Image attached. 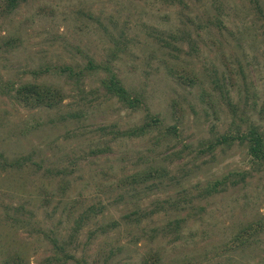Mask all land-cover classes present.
<instances>
[{"label":"rangeland","instance_id":"1","mask_svg":"<svg viewBox=\"0 0 264 264\" xmlns=\"http://www.w3.org/2000/svg\"><path fill=\"white\" fill-rule=\"evenodd\" d=\"M168 1L0 0V264H264V168L218 144L264 136V0ZM27 83L65 100L28 105ZM148 114L161 129L111 134Z\"/></svg>","mask_w":264,"mask_h":264},{"label":"trees","instance_id":"2","mask_svg":"<svg viewBox=\"0 0 264 264\" xmlns=\"http://www.w3.org/2000/svg\"><path fill=\"white\" fill-rule=\"evenodd\" d=\"M28 0H5L4 7L7 12H12L16 10L22 3L27 2ZM173 0H169V3H172ZM179 2H183L182 0H179ZM5 11V12H6ZM96 69L95 65L90 62L88 71H94ZM66 71H69L72 74V70L69 68L65 69ZM64 70V72H66ZM79 76H83V73L79 74ZM110 79L108 82H104V86L108 91L109 95H112L113 97H117L119 101L128 109H136L137 106L142 103V98L137 96H133V92H129L121 83V81L118 79V77L114 74L110 75ZM180 79L184 78L180 75ZM18 97L22 98L23 101L28 105L33 106H44L48 108H54L61 104L65 100V95L63 94V90L59 87H55L53 85H47V84H37V83H27L22 85L17 90ZM161 129L162 128V120L159 116H154L152 114L147 115V121L142 126H139L138 128L129 129L125 132H115L112 131L111 134L114 135L115 138L118 137H125V138H139L147 135L150 131L153 129ZM168 130L172 131L173 134H175L176 128L175 127H169ZM237 140L240 144L244 145L247 150L248 154L250 156V159L256 164L259 165L261 168H264V136L262 133L258 131V129L254 127H249L248 131L245 133H240L233 137L223 136L220 140H218V144H231ZM216 144L213 143L209 146V149L213 150L216 148ZM93 154H96L93 153ZM27 159V158H26ZM161 172L158 169L150 168L149 170L136 173L134 175H131L127 177V181L131 184H146L150 182L152 179H159L162 176H158ZM246 177L243 176L241 178V182L245 181ZM228 180V177H226L224 180L216 181L213 184V187L208 193L212 194L213 192H216L218 190V186H225L226 181ZM96 209L93 207H90V212L93 214L102 213V209H99V211L95 213ZM264 230V229H259ZM56 246H58L55 239ZM62 252H64V248H60ZM66 258L70 260L72 258L71 255H66ZM23 261L19 255H14L8 262L5 264H22Z\"/></svg>","mask_w":264,"mask_h":264}]
</instances>
